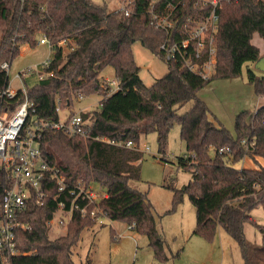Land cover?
Masks as SVG:
<instances>
[{
	"label": "trees",
	"instance_id": "obj_1",
	"mask_svg": "<svg viewBox=\"0 0 264 264\" xmlns=\"http://www.w3.org/2000/svg\"><path fill=\"white\" fill-rule=\"evenodd\" d=\"M43 35L52 44L50 64L42 69L43 76L32 74L25 79L35 107L29 121H57L58 107L69 109L79 97L104 96L97 109L81 112L91 138L70 136L62 129L41 131L40 148L49 163L60 168L67 184L82 182L106 191L108 197L98 203L104 215L111 221L135 224L133 230L147 237L155 257L168 260L153 205L145 193L129 184L141 179L144 152L92 137L122 138L140 147L143 136L156 132L159 153L165 159L170 132L179 124L187 152L179 165L192 179L183 189L174 183L166 185L174 190V208L187 193L196 209L195 235L211 241L222 229L238 243L245 264H264V226L251 215L259 205L264 208V164L235 167L245 156L255 162L264 158V103L255 111L240 113L232 133L210 117L207 104L197 94L215 80L238 78L246 65L248 83L260 100L264 98V73L254 68L264 52L253 42L258 36L264 45V1L227 0L224 4L216 35L218 64L209 80L167 63L168 72L146 86L133 45L140 42L163 60L159 46L165 39L163 31L149 25L148 15L124 17L92 0H0V92L9 82L1 65L12 63L23 46L35 48ZM108 66L114 68L118 82L112 93L111 86L101 80ZM21 101L19 94L11 103ZM187 103H191L189 109L179 113ZM244 139L254 141V146L247 150ZM222 147L231 153L220 154ZM54 210L51 200L29 209L25 219L32 229L17 235L18 249L26 254L15 256L11 264H76L74 248L95 222L76 212L66 234L52 238L47 221ZM247 222L258 226L262 245L246 241Z\"/></svg>",
	"mask_w": 264,
	"mask_h": 264
},
{
	"label": "built area",
	"instance_id": "obj_2",
	"mask_svg": "<svg viewBox=\"0 0 264 264\" xmlns=\"http://www.w3.org/2000/svg\"><path fill=\"white\" fill-rule=\"evenodd\" d=\"M226 2L227 0H117L118 6L114 13L128 18L148 15L149 25L165 33V39L159 46L163 60L177 64L203 80H209L218 64L216 35L220 12ZM37 45L49 46L51 53L52 44L46 35L39 38ZM50 53L43 62L17 72L14 79L19 81L18 87H13L9 78L12 63L4 62L1 65L9 82L0 92V188L4 186L0 191V264H11L15 256L26 254L18 249L17 235L18 232L32 229L25 219L30 208L43 207L49 200L53 202L55 210L47 221L51 230L55 227L67 229L76 212L88 216L95 225H104L107 218L98 206L101 200L108 197L107 192L82 182L68 185L60 168L49 163L39 144L41 131L45 128L62 129L70 136L91 138L81 113L68 114L64 119L59 116L57 121H29L35 107L28 95L25 79L32 74L43 76L41 71L50 64ZM111 90L112 87L109 92H114ZM19 94H22V101L14 105L11 102ZM59 111L60 107L57 108L58 113ZM92 138L111 145L141 150L132 141L126 142L122 138ZM254 143L249 139L242 141L247 150ZM144 147L146 150L150 149L148 146ZM219 153H231V149L222 147ZM129 226L133 230L135 224Z\"/></svg>",
	"mask_w": 264,
	"mask_h": 264
},
{
	"label": "rangeland",
	"instance_id": "obj_3",
	"mask_svg": "<svg viewBox=\"0 0 264 264\" xmlns=\"http://www.w3.org/2000/svg\"><path fill=\"white\" fill-rule=\"evenodd\" d=\"M92 1L98 5H106L110 12H114L118 6L117 0ZM257 38L259 37H255L253 42L261 47L262 44ZM132 50L139 67V76L146 86L152 85L156 79L168 72L167 63L140 42L134 43ZM49 53L50 48L47 45L35 48L23 46L10 68L12 86L18 87L19 81L14 79L17 72L43 62ZM101 80L111 85V91L117 90L118 83L112 66L102 72ZM197 94L207 104L210 117L232 133L240 113L246 110L255 111L258 105L264 103V98L260 100L254 87L248 83L246 65L238 78L215 80ZM103 98L100 94L79 97L74 100L71 108L59 111V116L64 119L71 111L81 113L95 110ZM190 105L191 103H187L179 109V113L187 111ZM140 143L141 151L144 152L141 179L131 180L129 184L145 193L153 205L165 240L164 250L169 259H157L149 247L147 237L131 230L126 222L106 218L104 225H95L83 231L82 240L74 248L75 263L83 264L89 260L92 264H233L236 260L239 264H245L238 243L225 231L218 230L211 241L194 234L196 209L187 193L183 194L181 202L174 208V190L166 185L174 183L176 188L183 189L192 179V174L179 165L180 157L187 153L181 139L180 125L175 124L170 132L165 159L159 153L156 132L143 136ZM144 146L150 149L146 150ZM257 164H264V158L259 157L255 162L245 157L235 167L241 169ZM96 189L100 187L97 186ZM251 215L258 225L264 226V208L261 205L253 209ZM244 229L248 243L262 245V234L258 226L247 222ZM66 231V228L55 227L50 231V236L59 237L66 234Z\"/></svg>",
	"mask_w": 264,
	"mask_h": 264
},
{
	"label": "water",
	"instance_id": "obj_4",
	"mask_svg": "<svg viewBox=\"0 0 264 264\" xmlns=\"http://www.w3.org/2000/svg\"><path fill=\"white\" fill-rule=\"evenodd\" d=\"M255 70L264 73V55L254 64Z\"/></svg>",
	"mask_w": 264,
	"mask_h": 264
},
{
	"label": "crops",
	"instance_id": "obj_5",
	"mask_svg": "<svg viewBox=\"0 0 264 264\" xmlns=\"http://www.w3.org/2000/svg\"><path fill=\"white\" fill-rule=\"evenodd\" d=\"M259 40V39H258ZM260 42H261V44H262V46L260 47L258 44V46L261 48V51H262V53L264 52L263 51V49H264V45H263V42L260 40ZM37 46H39V45H37ZM24 47H29V46H24ZM262 47H263V49H262ZM21 53V52H20ZM246 167H250V166H246ZM220 231H222V229H220ZM224 231V230H223ZM220 235H222V232L220 233ZM224 238H225V236H223ZM233 264H239V263H237V261L236 260H234V263Z\"/></svg>",
	"mask_w": 264,
	"mask_h": 264
}]
</instances>
